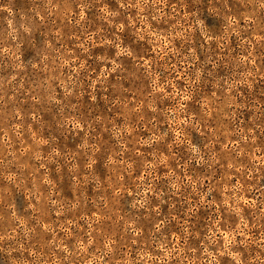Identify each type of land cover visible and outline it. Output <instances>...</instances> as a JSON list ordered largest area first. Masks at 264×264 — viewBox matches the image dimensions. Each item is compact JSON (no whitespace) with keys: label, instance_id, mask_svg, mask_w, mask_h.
<instances>
[{"label":"rangeland","instance_id":"374dc122","mask_svg":"<svg viewBox=\"0 0 264 264\" xmlns=\"http://www.w3.org/2000/svg\"><path fill=\"white\" fill-rule=\"evenodd\" d=\"M0 264H264V0H0Z\"/></svg>","mask_w":264,"mask_h":264},{"label":"clouds","instance_id":"9594fccd","mask_svg":"<svg viewBox=\"0 0 264 264\" xmlns=\"http://www.w3.org/2000/svg\"><path fill=\"white\" fill-rule=\"evenodd\" d=\"M133 6L134 7H146V5H133ZM112 15L114 16V15H116V13H112ZM23 31L24 32H28L29 29L27 27H23ZM9 35L12 37L13 40H16L17 39V34H16V30L15 29H13V31H11L9 33ZM144 143H149V141H144ZM192 151H196V149H192ZM229 238H230V234H229ZM226 244H227V239H226Z\"/></svg>","mask_w":264,"mask_h":264}]
</instances>
